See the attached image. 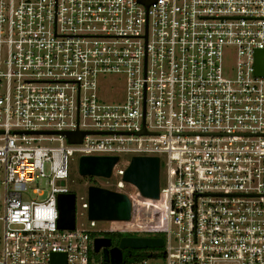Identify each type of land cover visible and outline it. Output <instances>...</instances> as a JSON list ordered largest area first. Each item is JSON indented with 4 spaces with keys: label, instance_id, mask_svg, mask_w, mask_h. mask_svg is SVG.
I'll return each mask as SVG.
<instances>
[{
    "label": "built area",
    "instance_id": "2783aa9c",
    "mask_svg": "<svg viewBox=\"0 0 264 264\" xmlns=\"http://www.w3.org/2000/svg\"><path fill=\"white\" fill-rule=\"evenodd\" d=\"M258 50L264 0H0V264H93L94 235L124 233L164 240L132 264H264ZM104 75L125 78L124 101H105L120 81ZM74 131L94 133L71 144L61 133ZM76 156L119 157L93 177L110 190L134 156L159 157L155 226L79 228L76 211L60 229L59 196L77 209Z\"/></svg>",
    "mask_w": 264,
    "mask_h": 264
},
{
    "label": "water",
    "instance_id": "95a60500",
    "mask_svg": "<svg viewBox=\"0 0 264 264\" xmlns=\"http://www.w3.org/2000/svg\"><path fill=\"white\" fill-rule=\"evenodd\" d=\"M148 8L156 0H139ZM255 75L264 77V50L256 51ZM88 133L94 132H62L71 144L82 143ZM139 135L147 134L143 129ZM120 161L117 156H82L79 160V173L82 177L110 178L114 167ZM123 182L134 186L144 198L160 199L161 162L159 157L134 156L122 176ZM88 220L93 222H129L132 219L133 203L127 194L92 185L87 193ZM60 218L58 226L62 230H73L76 227V195L59 196ZM156 220V214H154ZM111 247V239L95 238L94 252L103 250L101 264L124 263L125 249L145 250L164 247L162 238H130L124 237L116 247ZM52 264H67L65 254H53Z\"/></svg>",
    "mask_w": 264,
    "mask_h": 264
},
{
    "label": "rangeland",
    "instance_id": "374dc122",
    "mask_svg": "<svg viewBox=\"0 0 264 264\" xmlns=\"http://www.w3.org/2000/svg\"><path fill=\"white\" fill-rule=\"evenodd\" d=\"M225 64L227 66H230L233 64V58L228 57L225 60ZM120 81L119 88L117 92L112 94H104L103 96L107 99L106 102H122L125 99V78L122 75H104L100 77V81ZM100 96H102V93H99ZM53 146H60V143L53 144ZM71 169L73 176L75 177L70 184L72 190L76 191L78 201H77V224L78 227H88L89 229H92L93 227L97 228H114L115 230H125L128 226L132 224V222H136L138 225H145V226H155V224H151L147 217L157 207V202H154L153 200L141 197V195L138 193L139 191L132 185L127 184L125 182H122L119 173H117V176L111 181L110 187L112 190L122 192L124 194H127L132 203H133V212H134V219L131 222H89L88 220V212L86 209V198L88 188L92 186L94 183L99 184L103 181V178H97L93 179L90 177L80 178L79 174V161L77 159V156L74 157V161L71 164ZM46 175H50V166L47 165L46 168ZM165 178H166V166L165 164L162 166L161 170V179H162V187L165 185ZM92 180V181H90ZM87 184V186H86ZM33 188H39L43 194V197L41 199H46L51 191V186L49 183V178H41L36 182L33 186ZM30 194H32V190H29ZM82 198V199H81ZM82 203L84 204V208L82 207ZM158 208V207H157ZM97 236V235H96ZM114 242L116 244L120 243V240L122 239V234H112ZM161 237H165V235H160ZM136 251V250H135ZM138 251H150V252H162L165 251L164 248L159 249H145V250H138ZM92 259L93 262H97V264L101 263L103 260L102 255H98L97 253H94V250L92 252Z\"/></svg>",
    "mask_w": 264,
    "mask_h": 264
},
{
    "label": "flooded vegetation",
    "instance_id": "af4514ba",
    "mask_svg": "<svg viewBox=\"0 0 264 264\" xmlns=\"http://www.w3.org/2000/svg\"><path fill=\"white\" fill-rule=\"evenodd\" d=\"M122 235H123V236H121L122 238H124V237H130V238H153L152 235H143V234H129V233H124V234H122ZM95 238L111 239V247H110V248H112V247H116V246L119 245V244H116V243L114 242V239H113L112 234L97 235V236H95ZM103 250H104V248H102V249L100 250V252L97 253V254H98V255H102V257H104ZM132 250H134V249H125V250L123 251V254H126L128 251H132ZM102 262H103V260H102ZM102 262H101V263H102ZM101 263H99V264H101Z\"/></svg>",
    "mask_w": 264,
    "mask_h": 264
},
{
    "label": "trees",
    "instance_id": "16d2710c",
    "mask_svg": "<svg viewBox=\"0 0 264 264\" xmlns=\"http://www.w3.org/2000/svg\"><path fill=\"white\" fill-rule=\"evenodd\" d=\"M92 181V180H90ZM95 237V235H94ZM95 253V252H94ZM151 256L149 251H138V250H132L128 251L126 254H124V263H135L137 261L146 260ZM93 264H97V262H93Z\"/></svg>",
    "mask_w": 264,
    "mask_h": 264
}]
</instances>
